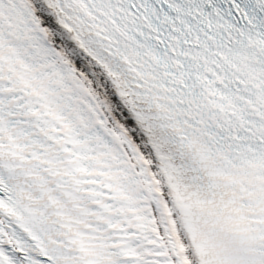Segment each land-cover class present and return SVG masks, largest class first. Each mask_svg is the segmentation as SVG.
Wrapping results in <instances>:
<instances>
[{"label": "snow or ice", "instance_id": "snow-or-ice-1", "mask_svg": "<svg viewBox=\"0 0 264 264\" xmlns=\"http://www.w3.org/2000/svg\"><path fill=\"white\" fill-rule=\"evenodd\" d=\"M0 264H264V0H0Z\"/></svg>", "mask_w": 264, "mask_h": 264}]
</instances>
